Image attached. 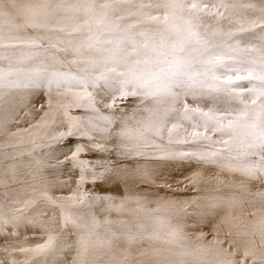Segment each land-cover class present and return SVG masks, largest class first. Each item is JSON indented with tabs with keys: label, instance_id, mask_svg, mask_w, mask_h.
I'll use <instances>...</instances> for the list:
<instances>
[{
	"label": "snow or ice",
	"instance_id": "obj_1",
	"mask_svg": "<svg viewBox=\"0 0 264 264\" xmlns=\"http://www.w3.org/2000/svg\"><path fill=\"white\" fill-rule=\"evenodd\" d=\"M0 264H264V0H0Z\"/></svg>",
	"mask_w": 264,
	"mask_h": 264
}]
</instances>
